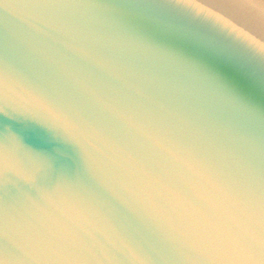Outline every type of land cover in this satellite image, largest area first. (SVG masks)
I'll return each mask as SVG.
<instances>
[{"label":"water","instance_id":"obj_1","mask_svg":"<svg viewBox=\"0 0 264 264\" xmlns=\"http://www.w3.org/2000/svg\"><path fill=\"white\" fill-rule=\"evenodd\" d=\"M36 2L0 0V72L7 69L15 99L24 102L30 79L56 87L65 98L74 87L87 94L95 84L94 75L86 71L87 61L95 60L103 72L105 66H113L110 50H117L139 74L115 88L106 83L104 93L91 97L93 102L114 98L154 132L191 146L194 141L177 132L178 126L164 118L159 104L177 97L192 100L216 118L230 148L215 172L201 171L198 177L139 130L115 118L103 123V128L118 129L122 143L151 162L164 180L145 175L123 156L124 166L112 164L105 155L110 150L100 139L94 140L95 147L88 146L96 176L111 190L112 199L128 209V215L112 223L103 206L100 214L93 212L81 221L95 238L85 253L90 264H119L133 252L129 264H209L196 239L201 229L209 227L234 229L246 236L251 247L236 258L243 264H264V218L241 195L244 187L256 193L264 189V0H248L242 10H234L229 0H91L147 7H30ZM144 20L147 26H142ZM165 31L213 41L224 53L216 65L243 95L235 96L227 84L208 75L191 58L190 47L158 39ZM159 81L168 89L161 91ZM137 87L147 95L137 96ZM3 127L0 122V139L6 135ZM60 150L68 168L82 166L75 145L64 144ZM18 154L23 156V150ZM201 155H206L202 149ZM172 186L186 192L195 186L208 214L193 209ZM17 206L22 209L23 202ZM9 228L20 248L17 254L0 248V264H36L27 232L15 219Z\"/></svg>","mask_w":264,"mask_h":264},{"label":"snow or ice","instance_id":"obj_2","mask_svg":"<svg viewBox=\"0 0 264 264\" xmlns=\"http://www.w3.org/2000/svg\"><path fill=\"white\" fill-rule=\"evenodd\" d=\"M229 2L234 10H242L248 0ZM30 7L106 9L147 5H107L91 0L44 3L37 0ZM147 24V20L142 22V26ZM158 39L172 45L190 47L191 58L196 59L208 75L227 84L235 96L243 95L241 88L231 83L224 70L216 65V60L224 53L213 41L198 34L173 31L162 32ZM110 51L113 66H105L104 71L99 72L96 61L88 60L86 71L94 75V86L87 94L74 87L67 98L56 87L30 79L26 88L27 98L21 103L12 92L7 69L0 72V122L6 133L0 139V178L3 179V191L0 193V248L6 253L17 254L20 248L9 228V221L15 219L28 234L36 264H90L85 253L90 250L95 238L83 228L81 221L87 220L93 212L100 214L102 206L107 207L110 213L106 216L109 223L128 215V209L112 199L111 190L95 174L94 158L88 146L95 147L93 142L96 139L108 146L111 154L105 155L112 164L124 166V161L134 162L145 175L164 180L151 162L122 143L118 129L102 127L112 118L123 122L128 128L139 130L155 147L182 161L198 177L201 171L215 172L230 151L222 138L224 129L218 126L216 118L211 113L199 110L192 100L177 97L171 102L159 104L164 118L178 126L177 132L182 136L187 134L194 141L191 146L154 132L114 98L108 97L103 104L93 102L91 97L104 93L106 83L115 88L119 82H126L129 77L139 74V70L130 60L122 57L120 51ZM261 51L264 52V48ZM157 87L165 91L169 85L159 81ZM136 93L139 97L147 95L141 87L136 88ZM64 144L75 145L80 154V168L70 169L62 163L60 146ZM201 149L206 155H201ZM20 150H23V156L18 154ZM121 156L124 161L120 159ZM172 188L193 209L208 214L206 202L195 186L192 192L178 186ZM241 195L264 218V189L256 193L244 187ZM20 201L23 202L22 209L17 206ZM196 239L209 264H243L236 257L251 247V241L234 229L203 228ZM131 255L127 253L119 264H129Z\"/></svg>","mask_w":264,"mask_h":264}]
</instances>
